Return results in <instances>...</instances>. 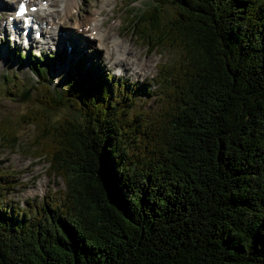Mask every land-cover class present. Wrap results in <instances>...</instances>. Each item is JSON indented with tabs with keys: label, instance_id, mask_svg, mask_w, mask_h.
Instances as JSON below:
<instances>
[{
	"label": "trees",
	"instance_id": "obj_1",
	"mask_svg": "<svg viewBox=\"0 0 264 264\" xmlns=\"http://www.w3.org/2000/svg\"><path fill=\"white\" fill-rule=\"evenodd\" d=\"M134 17L183 50L157 82L74 55L60 90L44 60L64 48L26 58L45 90L23 116L65 186L22 205L0 169V264H264V0H149ZM157 83L166 97L137 104Z\"/></svg>",
	"mask_w": 264,
	"mask_h": 264
},
{
	"label": "rangeland",
	"instance_id": "obj_2",
	"mask_svg": "<svg viewBox=\"0 0 264 264\" xmlns=\"http://www.w3.org/2000/svg\"><path fill=\"white\" fill-rule=\"evenodd\" d=\"M10 1L9 4L6 2ZM13 0H0V129L3 132V139L0 138V169H3L8 174V184L13 183L15 187L5 197L9 200H18L20 204L26 205L27 198L36 197L37 200L55 198V194L59 189L65 186V180L61 174L55 171H49L50 161L45 159L41 152H38L41 147L33 145V135L35 127L33 123H27L24 119V112L37 103L44 93L45 86L42 82H37V76L32 69V66L20 60V57L11 54L12 48L16 50H30V47H24L20 41H12L6 33V22L10 21L9 8ZM52 6L58 10L57 16L52 10L38 9L47 17H53L60 26H55L57 29L52 30L53 38L50 42H37V46L32 50V54L39 52L46 53L48 56H54L61 47L64 46L62 38L65 36L70 42L79 44L82 40L83 45L80 46L86 55L95 56L105 71L110 70L117 75H121V79L127 81H135L139 79L155 80L161 76L157 75L159 66L168 60H178L182 56V49L176 46L169 40H161L159 44H155L154 39L150 37H141L135 30L134 15L144 8L149 0H108L102 10L105 19L100 25V28L106 29L109 27V40L113 37H119L125 45L124 55H127L131 62H114L108 55L107 48L101 46L100 41L88 34L84 35L82 31L77 30V25L85 22H90L88 14L92 12L96 5L101 0H73L75 4L71 7L70 15H65L62 10L63 0H54ZM2 2V3H1ZM133 6V8H132ZM164 21H168L167 13H162ZM128 21V28H124ZM127 27V26H126ZM63 29V34L59 36L58 30ZM80 33L82 35H80ZM86 40L84 39V37ZM47 39V37H46ZM45 39V40H46ZM44 40V41H45ZM111 43V41L109 42ZM114 50L122 49L121 46H113ZM23 49V50H24ZM65 54V52H64ZM61 56V55H60ZM49 58V57H48ZM47 58V59H48ZM71 60V59H70ZM124 63V64H122ZM44 64L53 78V83L56 88L63 89L68 81L67 66L68 63H61L57 60L54 64L48 60H44ZM120 65L121 68H118ZM145 65L142 72H133L135 66ZM4 73L8 74V78H4ZM115 77H117L115 75ZM156 91L160 93L158 83ZM25 95V97H23ZM166 95L160 93L158 99L155 96L139 95L136 98L137 104H143L145 108H153L156 105V100L162 101ZM55 115L59 114V110H54ZM61 113V112H60ZM14 126L19 132V142L16 145H5V136L9 128ZM32 141V142H31ZM2 192H5L4 188Z\"/></svg>",
	"mask_w": 264,
	"mask_h": 264
},
{
	"label": "bare ground",
	"instance_id": "obj_3",
	"mask_svg": "<svg viewBox=\"0 0 264 264\" xmlns=\"http://www.w3.org/2000/svg\"><path fill=\"white\" fill-rule=\"evenodd\" d=\"M18 0H13V2H17ZM33 2H35V0H32ZM41 1V0H39ZM47 4L45 6H42V9L47 10L48 12L50 11H54L55 17L57 16V12L58 10L56 8H53L52 6L55 4L54 0H47ZM2 3V2H1ZM7 4L10 3V1L6 2ZM108 3V0H101L97 5L96 8L90 12L88 14L89 18H90V22H86L83 25V30L85 32V34L88 35H93L95 38H97L100 41V44L102 47L107 48L108 50V55L110 56V58H112L114 60V62H124L126 64L130 63L131 60L127 55H124V43L123 40L120 39L119 37H113L111 40H109V27H107L106 29H102L100 28V25L103 23L105 17L104 16H100L103 14L102 10L104 9V5ZM63 7L62 10L64 11L65 15H70V9L71 7L75 4V2L73 0H63ZM35 16H43L42 13L35 11L34 12ZM59 18V17H58ZM46 23L47 25H50V27H52L53 25H57V22L54 19H46ZM0 24H2V22H0ZM78 26V25H77ZM25 28V27H24ZM47 27L45 29H42L45 31H47ZM57 29V28H55ZM97 29L95 34L93 33V30ZM48 38L51 39V37L49 36ZM49 39H46V42H48ZM111 41V43H109ZM121 46L122 49L120 50H114L113 46ZM122 63V64H124ZM141 65H139L138 69H141ZM138 71V70H137Z\"/></svg>",
	"mask_w": 264,
	"mask_h": 264
},
{
	"label": "snow or ice",
	"instance_id": "obj_4",
	"mask_svg": "<svg viewBox=\"0 0 264 264\" xmlns=\"http://www.w3.org/2000/svg\"><path fill=\"white\" fill-rule=\"evenodd\" d=\"M25 11H26V8H25L24 4L22 3L20 5V10H19V12L17 14L18 15H23ZM33 11H35V9H33Z\"/></svg>",
	"mask_w": 264,
	"mask_h": 264
},
{
	"label": "water",
	"instance_id": "obj_5",
	"mask_svg": "<svg viewBox=\"0 0 264 264\" xmlns=\"http://www.w3.org/2000/svg\"><path fill=\"white\" fill-rule=\"evenodd\" d=\"M23 97H25V95Z\"/></svg>",
	"mask_w": 264,
	"mask_h": 264
}]
</instances>
